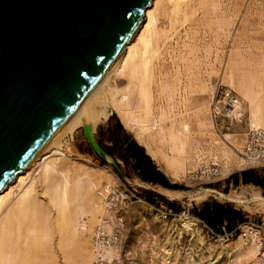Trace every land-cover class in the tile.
I'll use <instances>...</instances> for the list:
<instances>
[{
	"label": "rangeland",
	"instance_id": "1",
	"mask_svg": "<svg viewBox=\"0 0 264 264\" xmlns=\"http://www.w3.org/2000/svg\"><path fill=\"white\" fill-rule=\"evenodd\" d=\"M182 13L175 22L156 23L155 43L157 36L160 42L147 80L137 78L143 69L137 76L128 70L114 78L107 93L112 112L97 122L94 134L97 138L102 127V141L108 145L109 135H136L164 171L188 184L189 197L211 179L249 165L238 150L250 127L264 125V0H194ZM219 85L241 98V114L225 119L222 126L211 116ZM115 88L127 93L125 106L114 100ZM129 117L131 125L126 123ZM144 119L148 126L142 128L138 123ZM183 128L186 144L179 139ZM89 148L81 124L63 137L60 148L49 152L60 157L61 165L54 174L56 205L50 203L46 187H40L37 198L43 228L36 235L44 239L41 246L51 247L41 255L40 264H264V212L257 201L221 196L241 207L248 221L263 227L261 246L245 244L239 230L228 238L211 235L186 205L179 212L165 213L159 205L149 204L129 162L115 157L116 166L104 158L103 163ZM223 149L235 163L227 166ZM213 163L219 173L200 176L202 166ZM255 192L259 193L247 185L226 189V195L238 194L244 200ZM202 193L204 188L196 196ZM105 217L113 233L109 244L106 235V250L96 263L93 230ZM185 220L192 223L186 230ZM59 247L66 250L67 259L58 257ZM224 247H230L228 254ZM22 249L31 252L30 245ZM19 261L28 263V254L20 255Z\"/></svg>",
	"mask_w": 264,
	"mask_h": 264
},
{
	"label": "water",
	"instance_id": "2",
	"mask_svg": "<svg viewBox=\"0 0 264 264\" xmlns=\"http://www.w3.org/2000/svg\"><path fill=\"white\" fill-rule=\"evenodd\" d=\"M150 5V0H0V193L57 137ZM82 130L91 149L116 166L90 123Z\"/></svg>",
	"mask_w": 264,
	"mask_h": 264
},
{
	"label": "bare ground",
	"instance_id": "3",
	"mask_svg": "<svg viewBox=\"0 0 264 264\" xmlns=\"http://www.w3.org/2000/svg\"><path fill=\"white\" fill-rule=\"evenodd\" d=\"M191 3H194V0H150L151 5L149 7H144L143 19L140 26L126 42L118 58L107 73L94 86L49 147L30 163L23 173H17L14 180L0 193V264H23L19 261V256H23L24 254H28L29 256L28 263L24 264H40L41 255L50 251L51 247L47 246V244L40 245L44 240L43 237L40 239V237L36 235V233H40L41 228H43V218L37 217L39 212L42 213L40 210L38 211L37 202L41 186L48 189L47 194L50 198V203L56 205L53 191L57 194V185L54 183V174L59 170L58 166L61 165V163L58 162L60 157H52V154L49 152L60 148L63 137L67 134H71L77 126L90 123L92 129H94L100 119H106L108 117L112 112V102L107 93L111 92L112 82L115 77L121 76L122 73L128 70L129 73L136 74L137 76L138 74L136 72L139 69H143L145 75L137 76V78L139 82L148 79L154 48L156 45L159 46L158 42H160V37L157 36V43H155L156 23L161 19L169 22L177 21L183 15L182 8L184 6L187 7ZM157 31L159 30L157 29ZM146 75L147 79H145ZM112 93L114 100L120 101V104L125 106L127 93L120 92L117 88H115ZM116 94H118L117 97ZM131 120L132 117L127 118L126 123L131 125ZM146 122L145 119L140 120L138 126L142 128L146 127L148 126ZM252 128L264 129V125H254ZM185 130L186 128H183L179 132L181 144L186 142L185 136L183 135ZM158 133H160V131H158ZM222 151L224 156H227L224 149ZM37 169L38 171L36 172ZM101 179V176L98 177V180ZM204 191L208 193L212 190L204 188ZM182 192L183 191H169L166 193L171 197H176L181 196ZM205 193H202L203 195L201 196H195V198H203L206 195ZM220 195L243 202L247 200L257 201L260 209L264 212V196L257 192L251 194V196L245 200L242 198L244 196L238 194L235 196L226 194ZM190 197L194 198V196ZM138 203L144 205L143 203L145 202L139 200ZM99 221L93 230V247H95L96 250V263L101 260L106 250L103 243L108 239L107 243L109 244L111 241L110 237H112L113 233L112 228H110L111 222L107 217L100 218ZM82 225L86 226L85 223H82ZM191 225L192 223L190 220H185L182 227L186 230L189 229ZM29 232H32V234H28ZM193 232H195V230H193ZM106 235L108 237H106ZM195 235L196 233H194V236ZM27 245H30L31 252L25 253L22 248H25ZM224 248V254H228L230 247ZM59 252L60 255L58 254V257L67 259L66 250L64 248L59 247ZM48 260V257H46L45 262L48 263Z\"/></svg>",
	"mask_w": 264,
	"mask_h": 264
},
{
	"label": "crops",
	"instance_id": "4",
	"mask_svg": "<svg viewBox=\"0 0 264 264\" xmlns=\"http://www.w3.org/2000/svg\"><path fill=\"white\" fill-rule=\"evenodd\" d=\"M135 136L129 135L125 142L127 147L125 155L133 171V179L142 189L144 198L149 201L147 202L159 205L165 213L179 212L186 205L196 218L202 220L215 233L224 235L237 232L239 227L248 221V215L241 207L228 199H223L220 194H226L227 188L247 185L255 187L264 196V170L258 166L245 165L240 168L234 167L229 173L211 179L205 187L192 192L194 198L190 197L192 194L187 197V191H190L186 188L188 184L164 171ZM211 151H214L209 150L213 157ZM241 152L242 150H238V155ZM226 154L227 156L222 154V157L225 158L227 166L236 162L234 158L229 157L228 151ZM203 188L212 191L206 193L203 198L196 199L195 196L200 194ZM169 191L183 192L176 198L167 195L166 192Z\"/></svg>",
	"mask_w": 264,
	"mask_h": 264
},
{
	"label": "built area",
	"instance_id": "5",
	"mask_svg": "<svg viewBox=\"0 0 264 264\" xmlns=\"http://www.w3.org/2000/svg\"><path fill=\"white\" fill-rule=\"evenodd\" d=\"M241 114V98L231 88L219 85L213 95V104L211 116L212 120L217 126H222L223 121L227 118L237 117ZM240 155L245 159L249 165L258 166L264 170V129L252 128L246 132L244 144L242 146V152ZM200 176L213 177L219 173V167L217 164L204 165L198 171ZM182 213H185L183 210ZM196 218V217H194ZM199 222H202L206 227L207 233L211 235H219L210 229L202 220L196 218ZM239 236L242 237L245 244L253 242L258 247L262 245V232L263 227L258 223L252 221H246L239 227ZM233 233L224 234L222 236L229 237Z\"/></svg>",
	"mask_w": 264,
	"mask_h": 264
},
{
	"label": "trees",
	"instance_id": "6",
	"mask_svg": "<svg viewBox=\"0 0 264 264\" xmlns=\"http://www.w3.org/2000/svg\"><path fill=\"white\" fill-rule=\"evenodd\" d=\"M111 120L113 119L112 117L110 118ZM121 132L123 131L125 134V131L121 125ZM104 135V132L102 130V127L99 128L98 133H97V141L98 143L106 150V152L108 154H110L111 156L118 157L120 159H122L124 162H128V158L125 155V153H127V147L125 145V142L127 140V137L129 136V134H125L123 137H120V135L114 136L113 135H109L108 136V140L110 141L111 144H107V143H103L102 141V136ZM89 151L93 153L91 147L89 148ZM102 162L103 161V157H99ZM146 201H148L147 198H145ZM149 202V201H148Z\"/></svg>",
	"mask_w": 264,
	"mask_h": 264
}]
</instances>
